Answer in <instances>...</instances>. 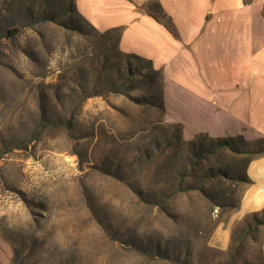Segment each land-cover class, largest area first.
I'll return each instance as SVG.
<instances>
[{"label": "rangeland", "instance_id": "obj_1", "mask_svg": "<svg viewBox=\"0 0 264 264\" xmlns=\"http://www.w3.org/2000/svg\"><path fill=\"white\" fill-rule=\"evenodd\" d=\"M67 2L0 0V264H264L251 214L208 244L259 139H184L161 74Z\"/></svg>", "mask_w": 264, "mask_h": 264}, {"label": "crops", "instance_id": "obj_2", "mask_svg": "<svg viewBox=\"0 0 264 264\" xmlns=\"http://www.w3.org/2000/svg\"><path fill=\"white\" fill-rule=\"evenodd\" d=\"M73 8L161 74L165 120L184 139L264 138V0H73ZM242 177L238 202L215 211L210 246L228 249L232 228L264 209V152L246 159ZM254 233L264 255V223Z\"/></svg>", "mask_w": 264, "mask_h": 264}, {"label": "trees", "instance_id": "obj_3", "mask_svg": "<svg viewBox=\"0 0 264 264\" xmlns=\"http://www.w3.org/2000/svg\"><path fill=\"white\" fill-rule=\"evenodd\" d=\"M66 9H68L70 11L74 10V8H73V0H68L67 5H66ZM18 30H19L18 28L14 27V28L8 30L7 34L9 36H14L18 32ZM121 53L123 54L124 57H126L128 59L133 57L134 59L144 60L148 65H150V62L148 60L142 59L139 56H136L134 54H127V53H123V52H121ZM235 140L236 139L231 138V137L230 138L217 139L216 143L213 145V147L211 149H208L207 150L208 152H206V153L213 152L216 149H220V148H224V147L231 148L235 144L234 143ZM258 142H259V144H261L260 152H264V138L259 139ZM191 144H194V143H191ZM206 153H201V152L196 151V150L193 149V154L195 156L199 157V158L203 157L204 154H206ZM213 174H214L213 172H210L208 174V176L211 177V176H213ZM251 215L254 217V226L255 227L257 225H259V224H263L264 223V209H262L259 213L254 212Z\"/></svg>", "mask_w": 264, "mask_h": 264}]
</instances>
